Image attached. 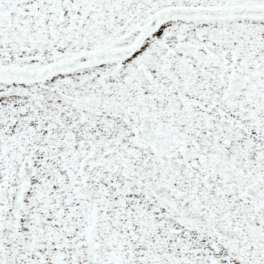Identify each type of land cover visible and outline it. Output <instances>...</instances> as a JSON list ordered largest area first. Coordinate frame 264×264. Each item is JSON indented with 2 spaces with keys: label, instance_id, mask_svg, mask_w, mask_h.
I'll return each instance as SVG.
<instances>
[{
  "label": "snow or ice",
  "instance_id": "snow-or-ice-1",
  "mask_svg": "<svg viewBox=\"0 0 264 264\" xmlns=\"http://www.w3.org/2000/svg\"><path fill=\"white\" fill-rule=\"evenodd\" d=\"M0 264H264V0H0Z\"/></svg>",
  "mask_w": 264,
  "mask_h": 264
}]
</instances>
